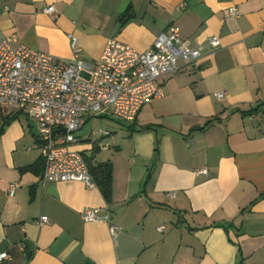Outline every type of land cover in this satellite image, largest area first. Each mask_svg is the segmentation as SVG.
Returning a JSON list of instances; mask_svg holds the SVG:
<instances>
[{"label":"crops","instance_id":"obj_1","mask_svg":"<svg viewBox=\"0 0 264 264\" xmlns=\"http://www.w3.org/2000/svg\"><path fill=\"white\" fill-rule=\"evenodd\" d=\"M169 25L201 47L197 63L161 77L164 97L133 122L107 107L76 132L75 150L112 165L109 203L97 186L43 182L35 122L0 112V264H264V0H0V43L63 63L76 61L69 35L91 63L109 38L144 52Z\"/></svg>","mask_w":264,"mask_h":264},{"label":"built area","instance_id":"obj_2","mask_svg":"<svg viewBox=\"0 0 264 264\" xmlns=\"http://www.w3.org/2000/svg\"><path fill=\"white\" fill-rule=\"evenodd\" d=\"M54 11V5L43 9L46 14ZM224 13L227 17L237 16L234 7ZM69 38L74 63H63L50 54L30 49L15 36L1 41L0 112L16 107L35 122L44 162L43 182L78 181L94 188L96 184L84 155L73 148L78 142L76 132L84 125L86 115L110 107L118 119L133 122L143 105L164 97L160 78L178 73L180 60L196 64L201 47L182 40L178 27L169 25L144 52L109 38L100 58L85 63L78 60L81 49L77 39L72 35ZM208 43L213 48L219 45L215 37H209ZM215 96L221 101L225 92ZM249 118H254V114L250 113ZM108 133L94 132L98 138ZM196 173L206 174V169ZM15 187V183L10 184V194ZM98 212L85 209L83 220L109 222L108 216H99ZM47 222L45 216L37 220L38 225ZM109 229L115 236L118 227L110 224ZM4 259H10L9 254L0 252V261Z\"/></svg>","mask_w":264,"mask_h":264},{"label":"trees","instance_id":"obj_3","mask_svg":"<svg viewBox=\"0 0 264 264\" xmlns=\"http://www.w3.org/2000/svg\"><path fill=\"white\" fill-rule=\"evenodd\" d=\"M96 150L97 149L93 147L91 155L89 157H84L92 179L94 180L96 186L102 193L104 199L109 203L112 198V165L109 161L94 164L93 156L95 155ZM34 166L31 165L29 167L24 168V170L33 169Z\"/></svg>","mask_w":264,"mask_h":264},{"label":"rangeland","instance_id":"obj_4","mask_svg":"<svg viewBox=\"0 0 264 264\" xmlns=\"http://www.w3.org/2000/svg\"><path fill=\"white\" fill-rule=\"evenodd\" d=\"M114 120H116V119H118V118H113ZM114 123H116L117 124V122L115 121ZM94 127H100L99 129H102L101 127H103L102 125H100V123H98V126H94ZM102 131H104L105 133H106V128L105 127H103V130ZM106 135V134H105Z\"/></svg>","mask_w":264,"mask_h":264},{"label":"water","instance_id":"obj_5","mask_svg":"<svg viewBox=\"0 0 264 264\" xmlns=\"http://www.w3.org/2000/svg\"><path fill=\"white\" fill-rule=\"evenodd\" d=\"M51 192H53V194H54V187H51Z\"/></svg>","mask_w":264,"mask_h":264}]
</instances>
